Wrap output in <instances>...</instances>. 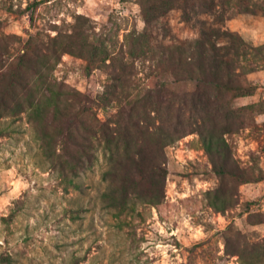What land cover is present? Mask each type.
<instances>
[{
  "label": "rangeland",
  "instance_id": "374dc122",
  "mask_svg": "<svg viewBox=\"0 0 264 264\" xmlns=\"http://www.w3.org/2000/svg\"><path fill=\"white\" fill-rule=\"evenodd\" d=\"M250 3L256 12L235 13L224 27L261 46L264 0ZM0 20L3 33L23 42L66 41L69 52L54 61L48 76L93 101L109 82L106 65L119 53L136 66L141 93L163 83L176 90L192 87L170 76L153 77L148 67L162 44L198 35L178 9L148 24L138 0H0ZM256 65L248 75L255 91L233 101L237 114L226 139L240 167L259 178L239 184L237 204L224 213L210 206L208 192L219 177L195 133L166 150L159 208L141 202L122 208L103 195L107 163L100 147L78 175L67 169L73 153L68 121L50 124L49 117L45 137L27 112L1 116L0 264H242L228 253L225 233L238 232L239 244L264 242V59ZM89 105L101 120L115 111ZM258 253L249 264L264 262V250Z\"/></svg>",
  "mask_w": 264,
  "mask_h": 264
},
{
  "label": "trees",
  "instance_id": "16d2710c",
  "mask_svg": "<svg viewBox=\"0 0 264 264\" xmlns=\"http://www.w3.org/2000/svg\"><path fill=\"white\" fill-rule=\"evenodd\" d=\"M250 2L138 0L148 24L175 8L184 22L197 26L195 38L162 44L148 64L153 77L170 76L174 83L190 82L192 87L176 90L163 83L154 92L141 93L136 66L119 53L106 65L109 82L95 101L48 76L54 61L69 52L66 41L43 45L30 38L23 42L15 34L3 33L0 20V117L27 112L45 137H50L49 117L50 124L68 121L73 153L67 169L78 175L100 147L107 163L101 176L107 184L103 195L110 206L122 208L137 202L159 208L165 197L166 150L195 133L219 177L208 192L210 206L224 213L237 204L239 184L259 178L240 167L226 139L237 114L233 101L253 94L248 75L264 59V45L254 46L224 27L235 13L256 12ZM142 52L138 58L144 64L146 51ZM128 56H134L133 51ZM90 102L115 111L101 120ZM237 237L238 232L228 230L225 242L228 253L242 264L264 250L263 241L239 244Z\"/></svg>",
  "mask_w": 264,
  "mask_h": 264
}]
</instances>
